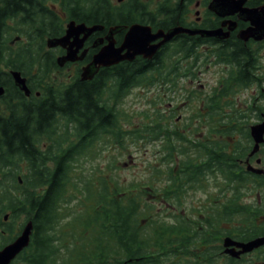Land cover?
Here are the masks:
<instances>
[{"label": "trees", "instance_id": "1", "mask_svg": "<svg viewBox=\"0 0 264 264\" xmlns=\"http://www.w3.org/2000/svg\"><path fill=\"white\" fill-rule=\"evenodd\" d=\"M261 4L264 0L247 2L254 7ZM150 13L160 16L161 25L167 28L184 26L188 10L187 5L175 0H161L153 12L140 0H126L119 6L111 0H0V64L7 70L0 69V83L8 88L0 105V242L12 240L15 230L28 220L34 231L18 264H165L167 260L170 264H213L220 254V237L225 230L219 223L175 213L167 221L158 205L171 203L168 207L179 211L187 191L202 190L214 174L221 175L222 181L238 192V164L226 153L230 141L237 140L233 138L237 132L216 130L213 124L215 117H220L223 99L231 97L235 88L252 83L251 66L257 61L254 54L241 47L215 48L211 43L213 61L234 62L240 72L235 86L209 99L212 125L197 139L189 138L186 130L178 133L171 130L173 126H162V113L157 121H150V127L132 131L119 128L117 106L126 93L142 84L160 85L154 74L147 77L142 71L144 63L118 67L114 73L101 74L100 79L83 84L77 78L64 87L50 76L59 68L56 53L46 49L45 40L60 37L68 21L146 24L152 23L146 16ZM10 22L14 27L8 26ZM17 37L19 41H15ZM11 38L17 42L15 51L8 46ZM201 44V40L182 38L164 60L187 62L181 67L187 72L198 60ZM179 67L172 65L170 69L177 71ZM10 70L21 72L41 93L40 98L26 99L16 93L10 87ZM32 70L35 76H31ZM74 71L73 76L79 73ZM175 84L169 78L162 85L172 88ZM203 101L204 107L208 106L207 100ZM165 117L172 121L174 115ZM190 127L187 123L184 129ZM146 135L153 139L161 136L165 142L161 160L168 174L165 187L145 183L123 189L116 182L110 188L101 174L97 177L82 171L81 161L99 159L113 139L122 146L124 138L139 140ZM214 136L219 138L214 140ZM114 163L111 160L109 166ZM91 169L95 172L97 168ZM156 170L154 181H159L162 173ZM228 213L229 219L235 215ZM20 214H25V220L18 224Z\"/></svg>", "mask_w": 264, "mask_h": 264}, {"label": "flooded vegetation", "instance_id": "2", "mask_svg": "<svg viewBox=\"0 0 264 264\" xmlns=\"http://www.w3.org/2000/svg\"><path fill=\"white\" fill-rule=\"evenodd\" d=\"M179 5H187L193 4L194 6V20H190V15L188 7V13L185 15V22H184V28L189 29H204V30H214L223 28L224 32H228V28L230 26V21L235 22V28L230 31L229 36L226 39H217L213 37L209 38H202L198 35L195 36H188L186 34L179 35L175 37L171 42L167 43L166 45L162 46L159 51L151 58V59H145L142 56L136 57L133 61H122L116 65L109 66V67H101L99 68L97 74L90 80H82L81 79V72L82 68L86 65H88L95 54H97L100 49L107 45L108 40L106 37L108 36V33L111 28L113 27H124L121 29V31L115 33L112 37L114 41V46L119 47L123 41L124 35L127 32L128 28L133 24H141L145 26H149L152 29V32H156L159 29H162L164 31L169 30L175 26H168L167 28L163 27L160 23L161 17L150 13L149 15H146L148 17V20L152 21V23H127V24H91L88 25L84 22H79L76 24L84 23L88 27L91 26H102L103 28L99 31H95L92 33L84 42L83 47L80 49L78 56H80L83 52H85V55L81 61H76L72 63H66L63 67L59 68L58 71H62L67 68L74 67V69H78L79 73H77L75 76L68 75L65 79L63 77L62 80H60L59 84L65 85H71L74 80L77 78L80 80V82L83 84V82H89L96 78L100 79L101 74L105 73H114L115 69L121 66L128 67L132 64L136 63H144V66L142 67V71H145L147 77L150 74L156 75L154 79L157 78V81L160 82V84H163L166 80L169 78L172 79V81H177L182 78H186L190 81V83H193V81L199 80L201 75L203 74V71L201 70V67H205L207 70L209 69V66L207 64H211L213 62L212 58V52L214 49V46L211 45V43H215V48L219 47L218 45L225 46L228 49L234 50L235 48H244L246 50H249L254 54V56L258 59V53L261 49V47L264 45V41H255L253 39L243 40L240 36V33L244 32L249 26L250 23L245 22L241 20L237 14L226 16V17H218L214 13L210 12L208 10V5L211 0H183L182 2L180 0H175ZM247 8H252L254 6H248L247 2L244 5ZM256 7V6H255ZM189 14V15H188ZM110 19V18H109ZM105 19V20H109ZM73 21V20H72ZM75 22V21H74ZM65 32V26L64 31L61 36H63ZM82 37V36H81ZM191 38L194 41L201 40V45L198 48L199 58L196 61L195 65L190 68L189 71L185 72L181 67L185 66L187 62L184 61H176V62H166L164 60L165 54H167L168 50L180 39L184 38ZM112 41V40H111ZM159 42V40L155 41L154 43ZM221 47V46H220ZM204 50V51H203ZM56 53L55 55V62L56 59L65 55L66 50L62 49L60 47L52 49ZM165 52V53H164ZM215 64L222 66L224 70H222V73H224L223 77L220 78V81L217 85H219L218 88L210 87V90L204 94V98H200V100H196V109L199 111V113H193V116L191 120H187L189 122H186L184 126L187 123H191V127L182 130L191 131V129H198V126L205 127L206 129L211 126V118H210V101L209 99L214 95V93H219V91H222L223 88H226V91L229 90L227 87L233 86L235 83V79L237 78V74L240 72V70L237 68V65L234 62H216ZM171 65V66H170ZM172 65L179 67L177 71L175 69H170ZM76 67V68H75ZM78 67V68H77ZM157 68V71H154V69ZM257 61H253V65L251 66V73L254 75L252 83L248 84L245 87L248 86H257L259 82V78L257 77ZM149 70V71H148ZM171 70H174L171 72ZM75 72V71H74ZM152 72V73H150ZM173 75V77L166 78V76ZM101 76V77H100ZM54 80V78H53ZM55 81H58L55 78ZM0 86L4 89V95L0 97V103L3 100V97L7 95V87L2 85L0 83ZM26 86L29 90V95H25L24 92H22L18 87L15 86L13 83V80L11 79L10 87L16 91L19 95H23L26 99H32L40 98L41 93L37 90H34L31 87L30 82L26 81ZM235 86V85H234ZM202 87V86H201ZM244 86H240L238 88H235L234 90L237 91L238 89L243 88ZM9 93V92H8ZM236 93L231 94L232 102H228V98L223 99L222 105L224 107L222 108V111L220 113V117H215L213 124L216 127V130H233L234 132H237V135H233V138L237 139L235 141H230L229 147L227 148V155H233L234 160H236L238 164V171L236 174L238 176H241V180H238V192H234L233 189L230 187L232 186L228 182L223 181L221 186V189H219V194L215 198H209L207 197L206 201L207 204L210 203L211 205L206 206V208L197 209V213H201L200 217H196L198 220H203L205 222H217L219 223V228L224 229L222 236L220 237L221 243L220 246L222 248L220 254H218L216 257V260L213 264H264V246L258 247L254 249L253 251L249 253H245L240 255L238 258L231 257L229 254L224 253L225 248L222 246V240H225L226 238H229L235 242L238 243H247L251 240H255L258 238L264 237V141L262 143H259L257 147H255L256 143L254 139L252 138L250 134V129L252 126L260 124L264 122V112H259L260 108H256L254 103L251 106V109L249 110L251 112V115L255 118L254 124L252 125H245V118L240 117L246 115V110H242L241 106L239 105V98L238 96L235 97ZM256 94V91L253 93ZM203 99H206L209 103L208 106L204 107L205 102ZM253 100L256 101V98ZM221 105V106H222ZM238 108L235 109V108ZM179 110V107L172 103H169L167 105V108L163 110L161 113L166 116L175 115V113ZM218 110V109H217ZM195 112V111H194ZM203 112L205 113L203 115ZM203 115V116H202ZM167 118V117H166ZM202 120V123H199V121ZM170 122H176L175 124H172L171 126H176L179 123L183 121V118L181 115H178V117L175 118L174 121H171V119H168ZM180 127H183L180 126ZM245 133H247L245 135ZM196 138V137H195ZM236 143L238 145V149H235L233 146ZM236 193V195L234 194ZM217 199V200H215ZM215 200V201H213ZM213 201V203H212ZM229 201L231 204H229ZM203 212V214H202ZM232 212L235 213V215L231 219L228 218L229 213ZM228 213V215H227ZM25 220V217L24 219ZM7 221V218L4 219V222ZM29 221V220H28ZM26 221V222H28ZM21 222L19 221L18 224ZM22 227L19 226L14 233V238L12 240H6L0 242V250L4 248L6 245L12 243L22 232ZM234 229L238 231H234ZM34 232V231H33ZM33 232L30 238L29 246L32 242V236ZM25 248L17 257L14 259L10 264H18L20 256L29 248ZM229 249H234L236 252L240 249L232 246Z\"/></svg>", "mask_w": 264, "mask_h": 264}, {"label": "rangeland", "instance_id": "3", "mask_svg": "<svg viewBox=\"0 0 264 264\" xmlns=\"http://www.w3.org/2000/svg\"><path fill=\"white\" fill-rule=\"evenodd\" d=\"M111 1L115 6H119V4H121L118 3L117 0ZM125 1L126 0H124L123 2ZM140 1H142L147 6L148 10L152 12L156 10V7L161 2V0ZM187 7L189 13H191L190 20L193 21L195 18L194 6L193 4H190ZM57 12L60 11L58 10ZM65 19L66 18L64 17V20ZM8 26L14 27V23L10 22ZM12 38L9 40L8 46L10 45L12 50L15 51L18 49L17 42H12ZM167 54L169 55V52ZM207 65L209 66V69L207 70L204 66L201 67L203 74L201 75L199 80L195 79L193 83H190V81L186 78H182L177 80V82L175 81L176 84L172 88H168L169 86L162 84L152 86L142 84L140 87L131 88L128 93H126V95L120 100L117 106V109L121 115L119 128L123 131H132L135 129H141V127H147L150 124L151 120L157 121L158 114L165 110L169 103H172L173 105L175 104L177 108L179 107V110L175 113L172 121H174L175 118L178 117V115L182 116L183 121L178 125L173 126L171 130L180 133L178 130L184 128V124L186 122H189L187 121V119L192 117L193 113H199L195 106L196 100L204 98V94L210 90V87L216 86L215 88H218L219 85H217V82L218 84H220V78H222L224 75V73H222V70H224V68L215 64L214 61L211 62V64ZM257 66V77L259 78L257 86L250 85L233 92L236 93L235 97L238 96L239 98V105L241 106V109L246 110L247 112L244 119L246 120L244 123L245 125L254 124L255 118L249 111L253 103L256 108L261 109L260 112H264V45L261 47L258 53ZM0 69L7 71L4 67V64H0ZM70 74H74V67H71L70 69L67 68L62 71L55 70L54 74L51 73L50 76L53 75L52 78H54V81L56 78L59 82L63 79V77L65 79ZM35 75L36 71L32 70L31 76ZM155 76L156 75H153V78H155ZM228 88L229 87H227V89ZM255 91L256 94H253ZM222 92L226 93V88H223ZM254 98H256V101L253 100ZM228 102H232L231 97L228 98ZM235 109L238 110L237 107ZM204 114L205 113L203 112V115ZM163 116L164 118L162 120V126H171L172 124L176 123L168 121L165 115ZM199 123H202V120H200ZM182 125L183 127H180ZM207 131L209 130L205 127L198 126V131H196V133L187 131L190 133L186 134L191 139H195V137L197 139L199 137L205 136ZM181 134L184 133L181 132ZM218 138V136L213 137L214 140H217ZM161 141V136L157 139H153L150 136L146 135L144 138H140L139 140L128 137L127 139L124 138L123 145L121 146L117 143L116 139H113L107 147L102 149L104 151L100 153L99 159L92 162L82 160L81 169L84 172L85 170H87V172L91 171V174H95L94 176L97 177H100L101 174V176L108 181L110 188H112L117 182L123 189H126L129 186L135 184H143L140 186H144L145 183H150L153 186L156 185V188L161 189L162 187L166 186V178L168 177V174L166 173V164L165 162L161 161L163 159L162 155L165 154L164 148L166 145L165 142ZM97 149L99 150L100 148L98 147ZM111 160L115 162L112 167L109 166V162ZM178 160L179 159L177 156L176 161L178 162ZM91 168H97L98 170L96 169V171L94 172V170ZM154 168L157 169L156 171H160V173H162L159 181H154ZM22 171H25L24 167ZM211 177L212 179L207 181V184L203 186L202 190L190 189L187 191L185 198H183L182 200V208L179 211L170 209L168 205L171 203H164L163 206H161V204L158 205V207H161L166 220H171L167 219V217L173 213L183 218L190 217L192 219H196V217H200L201 213H194V211H197L198 208L202 209L206 208V206L211 205L210 203H208L209 205L207 204V197H217V195L219 194V189H221V186H223L221 175L214 174ZM130 190H133V188ZM148 198L145 197L146 200ZM160 202H162V199H160ZM183 208H185V211H181ZM24 216L25 214H20V216L17 218V221L23 220ZM67 221L68 218L65 217L64 222ZM60 253L63 254V251H60ZM164 263L170 264L171 260H167Z\"/></svg>", "mask_w": 264, "mask_h": 264}, {"label": "water", "instance_id": "4", "mask_svg": "<svg viewBox=\"0 0 264 264\" xmlns=\"http://www.w3.org/2000/svg\"><path fill=\"white\" fill-rule=\"evenodd\" d=\"M117 1L122 2L123 0ZM180 1L182 2L183 0ZM246 1L247 0H211L208 5V10L218 17L237 14L241 20L250 23V26L244 32L240 33L241 38L245 41L248 39L262 41L264 40V4L254 8H247L244 6ZM229 23L228 32H224L223 28L204 30L189 29L182 26H176L166 31L159 29L156 32H152L149 26L133 24L128 28L119 47L114 46L112 37L124 27H113L106 37L108 40L107 45L103 46L100 51L93 56L92 61L82 68L80 74L81 79L90 80L97 74L99 68L113 66L122 61L131 62L138 56L151 59L162 46L171 42L179 35H198L202 38L213 37L217 39H226L230 31L233 30L236 25L235 22L232 21ZM102 28V26L98 25L88 27L84 23L76 24V22L70 21L66 24L63 36L48 38L45 44L48 49L60 47L66 50L65 55L56 59V64L61 68L66 63L81 61L85 52L80 56H78V53L83 47L84 42L92 33ZM15 40L17 41L19 38ZM157 40H159V42L154 43ZM10 76L15 86L24 92L25 95H29L30 92L26 86V79L22 74L19 71H10ZM3 94L4 89L0 86V97ZM250 134L256 143L255 147H257L259 143L264 141V122L252 126ZM6 218L7 217L4 219ZM32 231L33 223L32 221H28L23 227L21 234L12 243L0 250V264H10L28 247ZM222 246L225 248L224 253L229 254L231 257L238 258L242 254L249 253L258 247L264 246V237L251 240L247 243H238L226 238L223 240ZM232 246L240 250L236 252L234 249H229Z\"/></svg>", "mask_w": 264, "mask_h": 264}]
</instances>
